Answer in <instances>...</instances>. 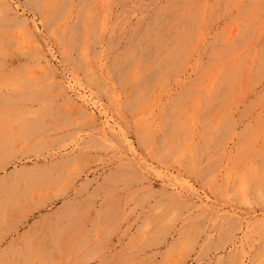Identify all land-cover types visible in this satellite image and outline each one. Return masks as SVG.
<instances>
[{
    "label": "rangeland",
    "instance_id": "374dc122",
    "mask_svg": "<svg viewBox=\"0 0 264 264\" xmlns=\"http://www.w3.org/2000/svg\"><path fill=\"white\" fill-rule=\"evenodd\" d=\"M0 264H264V0H0Z\"/></svg>",
    "mask_w": 264,
    "mask_h": 264
}]
</instances>
